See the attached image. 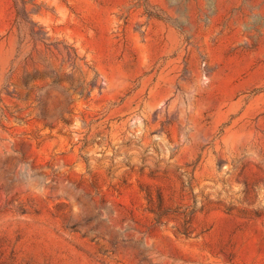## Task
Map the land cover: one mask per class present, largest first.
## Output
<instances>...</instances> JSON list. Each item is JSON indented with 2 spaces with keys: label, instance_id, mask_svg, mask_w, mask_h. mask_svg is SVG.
Masks as SVG:
<instances>
[{
  "label": "rangeland",
  "instance_id": "374dc122",
  "mask_svg": "<svg viewBox=\"0 0 264 264\" xmlns=\"http://www.w3.org/2000/svg\"><path fill=\"white\" fill-rule=\"evenodd\" d=\"M0 264H264V0H0Z\"/></svg>",
  "mask_w": 264,
  "mask_h": 264
}]
</instances>
